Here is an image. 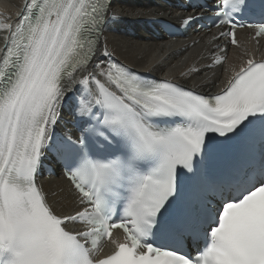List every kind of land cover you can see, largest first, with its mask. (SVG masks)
Masks as SVG:
<instances>
[{
  "label": "snow or ice",
  "instance_id": "1",
  "mask_svg": "<svg viewBox=\"0 0 264 264\" xmlns=\"http://www.w3.org/2000/svg\"><path fill=\"white\" fill-rule=\"evenodd\" d=\"M251 7L252 0H215L210 9L209 30L227 29L211 40L243 47L238 70L211 96L112 60L106 68L94 62L98 53L112 56L106 34L114 25L150 9L25 0L17 24L0 22L9 33L0 49V264H264V58L237 38L238 28H254L257 42L264 37V21L241 22ZM260 7L264 14V0ZM217 49L214 64L226 63L228 47ZM73 84L84 93L81 134L58 139ZM210 134L249 151L210 173ZM48 151L58 153L79 194L74 213L57 212L37 184ZM188 173L195 192L184 184ZM188 240H203L195 257L181 250ZM108 242L113 250L99 258Z\"/></svg>",
  "mask_w": 264,
  "mask_h": 264
},
{
  "label": "bare ground",
  "instance_id": "2",
  "mask_svg": "<svg viewBox=\"0 0 264 264\" xmlns=\"http://www.w3.org/2000/svg\"><path fill=\"white\" fill-rule=\"evenodd\" d=\"M24 2L25 0H0V22L15 25L17 22L14 20L18 11L23 8ZM114 3L118 13L126 12L130 7L150 9V11L145 13L142 20H125L114 25L113 30L106 34L108 49L112 56L105 57L98 53L94 62H102L101 67L106 68L108 60L115 57L136 70L148 72L196 90L204 91L212 87L211 91L218 93L223 89V85L221 87L215 85L219 72L201 71L203 66L209 64L208 55L211 48L206 40H203L204 38L200 39L198 46L190 49L189 44L154 42L141 29V21L157 19L169 12L174 14L173 11L165 8L158 0H114ZM4 32L0 30V47ZM242 51L243 47L233 54L226 71L227 76L232 75L233 67L238 70V57ZM255 58L262 57L255 55ZM76 85L73 84L69 92H78L79 90L73 87ZM40 185L48 197V202L57 212L67 214L74 213L78 209L69 185L62 178L41 180ZM110 246H112L111 243Z\"/></svg>",
  "mask_w": 264,
  "mask_h": 264
}]
</instances>
